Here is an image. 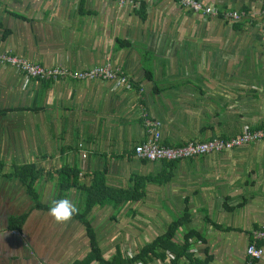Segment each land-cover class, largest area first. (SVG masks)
Segmentation results:
<instances>
[{
	"label": "crops",
	"instance_id": "1",
	"mask_svg": "<svg viewBox=\"0 0 264 264\" xmlns=\"http://www.w3.org/2000/svg\"><path fill=\"white\" fill-rule=\"evenodd\" d=\"M199 1L249 16L229 24L173 0H132L121 7L116 0H0L1 53L72 71L108 60L130 80L126 88L102 81L39 82L0 66V160L7 168L34 163L45 177L65 164L77 166L82 175L105 169L107 185L125 190L135 187L134 177L137 185L157 179L143 186L145 195L138 201L119 210L94 209L88 216L97 238L106 240L107 247L98 241L102 253L107 251L105 259L117 249L129 257L138 253L185 209L191 221L183 230L198 232L206 241L192 243L193 264L207 257L206 264H243L251 232L264 227V142L171 168L143 163L132 154L145 140L143 114L161 123V142L168 147L264 126V0ZM2 173L0 262L4 242L14 233L7 230L8 218L23 213L13 211L21 187ZM167 173L170 180L159 185ZM45 177L37 188L50 182ZM71 194L73 202L76 193ZM53 221L47 212L32 211L20 233L31 251L26 232L42 238H35V249L46 259L41 264H70L85 255L82 226L69 219L54 233L48 230ZM117 224L127 240H137L135 248L111 245ZM176 238L179 243L181 236ZM9 255L17 264L14 252ZM171 258L137 264H168ZM21 261L33 264L34 258ZM254 264H264V254Z\"/></svg>",
	"mask_w": 264,
	"mask_h": 264
},
{
	"label": "trees",
	"instance_id": "2",
	"mask_svg": "<svg viewBox=\"0 0 264 264\" xmlns=\"http://www.w3.org/2000/svg\"><path fill=\"white\" fill-rule=\"evenodd\" d=\"M18 18V16L13 15ZM120 47L127 46L125 42H117ZM53 82V81H46ZM3 113H7L5 110ZM264 126H261V128ZM184 145V144H183ZM182 146V145H181ZM133 154V152H132ZM147 163L146 161H142ZM177 162L160 163L168 168L173 167ZM5 163L0 160V173L6 180H14L19 187H21L25 195L29 198L31 205L25 212L20 215L8 218L7 230L15 231L18 234L21 233L22 228L32 211H42L48 213V208L51 202L54 200L55 195L59 198H69V194L75 191V198L73 203L76 205L78 211L71 218L73 221H77L84 230V235L87 241V253L76 259L70 264H137L152 262L153 259H159L164 261L166 255H172L168 264H181V260H187L188 264H193L192 255L190 249L193 242L205 243V239L193 230H183L190 223V214L188 209H185L178 218L169 223L164 233L155 238L152 242L145 244L138 253L129 257L123 254L119 249L105 259L103 253L99 247L97 232L93 228L88 216L94 210L104 209L106 206L112 207L114 210H119L126 203L136 202L143 197V186L146 183L154 184L157 179L150 177V179H141L143 182L137 185V178L134 177L136 185L133 189H116L107 185L105 169L101 171H92L90 174H83L77 166H69L65 164L61 166L59 170H52L51 172H44L39 166L34 163H25L21 165L14 164L9 172H5ZM45 177L51 182V196L49 202L43 204L40 201L37 185L42 178ZM88 180L87 185L83 182ZM170 180V173L165 175L164 181L159 185L165 184ZM139 184V183H138ZM56 193V194H55ZM213 225V224H212ZM182 229L183 234L179 231ZM180 235L179 243H176L174 239ZM182 234V235H181ZM208 257L204 263L199 261L198 264H206Z\"/></svg>",
	"mask_w": 264,
	"mask_h": 264
},
{
	"label": "built area",
	"instance_id": "3",
	"mask_svg": "<svg viewBox=\"0 0 264 264\" xmlns=\"http://www.w3.org/2000/svg\"><path fill=\"white\" fill-rule=\"evenodd\" d=\"M132 0H116L121 7ZM180 7L205 17H217L233 24L246 20L247 11H224L215 7L205 6L199 0H173ZM264 18V10L260 12ZM0 66L13 68L25 78L39 82L69 81L92 82L102 81L112 83L115 88H126L130 80L125 73L113 66L108 60L87 70L72 71L65 67H43L27 62L8 53L0 52ZM145 140L133 148V157L147 163H171L196 159L211 154L229 152L244 146L264 142V127L259 129H245L236 136L226 139H216L208 142H188L182 146L168 147L161 142V123L142 115ZM81 147V145H79ZM86 156L83 153L82 157ZM247 256L243 264H254L264 254V227L251 232L250 241L246 247Z\"/></svg>",
	"mask_w": 264,
	"mask_h": 264
},
{
	"label": "rangeland",
	"instance_id": "4",
	"mask_svg": "<svg viewBox=\"0 0 264 264\" xmlns=\"http://www.w3.org/2000/svg\"><path fill=\"white\" fill-rule=\"evenodd\" d=\"M4 171L5 172H9V168H5L4 169ZM50 187H51V184H50V182L49 183H47V182H45V181H42L40 184H39V186H38V194H39V198H40V201L44 204V203H47V202H49L48 201V199H49V196H51L50 195ZM18 189H19V187H17ZM22 190V192H19V190ZM19 190H18V206H17V208L16 209H14L13 211H16V212H25L26 210H27V207H29V204H31V202H26L25 200H26V195H25V193H24V191H23V189L22 188H20ZM72 193V192H71ZM69 194V200H71L72 199V194ZM56 194V193H55ZM26 196V197H25ZM58 197L55 195V198H54V200H56ZM27 199L29 200V198L27 197ZM106 223H108V222H106ZM37 224L39 225V222H37ZM109 224V223H108ZM61 224L59 223V222H55V221H53V223H52V226H50L49 228L45 225V229H47L48 228V230L49 231H51V232H54L55 233V231H56V229L58 228V227H61L60 226ZM109 225H111V224H109ZM118 226L117 227H115V230H116V234L114 235L115 236V238L114 239H111V245L112 244H116L118 247H121V246H123V247H125L126 245H130V246H132L133 248H135L136 247V245L138 244L137 243V240L136 239H134V240H127L124 236H123V234L121 233V231H122V229L124 228L122 225H120V224H117ZM37 228H39V226L37 227ZM98 231V230H97ZM17 236H16V235ZM22 234H24V232H22ZM103 235V234H102ZM11 236V238L9 237V240L8 241H10L9 243H6V242H4V245L6 246V248L5 247H3L2 248V250H4L5 251V257L4 256H2L1 257V262H0V264H13L12 262V256L11 255H9V254H13V252H14V255L17 257V264H24L21 260H23V259H26L27 258V256H31V257H33L34 258V263L33 264H41V261L42 260H44V261H46V259L45 258H43L44 257V255L41 253V251L39 250V247L37 248V249H35L36 248V240L37 241H40V240H42V238L40 237L39 239H38V237H36L34 234L32 235L31 234V232L30 231H27L26 232V237L28 238V241L30 242V240H32L31 241V243H32V251L30 250L31 249V247H30V245L28 244V242H27V239H25V238H23V237H20V234L18 235V233L17 232H15L14 231V233H12V235H10ZM35 238H37L36 240H35ZM44 238V237H43ZM30 239V240H29ZM176 239H178V237L176 238ZM50 240H51V244L52 245H55L56 244V242L54 241V238L51 236V238H50ZM85 240H86V238H85ZM84 239H82V240H80L79 241V245H82V246H84V241H85ZM14 241H16L17 242V245L16 246H14L13 244H14ZM98 241H100L99 243L101 244V246H104L105 244H106V240H104V239H99L98 238ZM108 241L110 242V239H108ZM107 241V242H108ZM30 243V244H31ZM27 244H28V246H27ZM99 244V245H100ZM77 245H78V243H77ZM105 247H107L106 245H105ZM36 251V252H39L40 254H38L40 257L39 258H37V257H35L36 255H35V253L33 252V251ZM110 250V249H109ZM108 250V251H109ZM107 253V251H105V249H104V251H103V254H106ZM40 261V262H39ZM27 262V261H26Z\"/></svg>",
	"mask_w": 264,
	"mask_h": 264
},
{
	"label": "clouds",
	"instance_id": "5",
	"mask_svg": "<svg viewBox=\"0 0 264 264\" xmlns=\"http://www.w3.org/2000/svg\"><path fill=\"white\" fill-rule=\"evenodd\" d=\"M77 211L76 205L67 198L53 200L48 208V214L55 222H66L71 219Z\"/></svg>",
	"mask_w": 264,
	"mask_h": 264
}]
</instances>
